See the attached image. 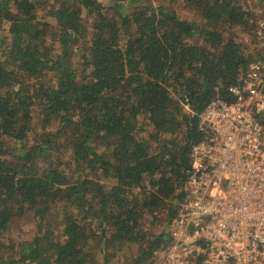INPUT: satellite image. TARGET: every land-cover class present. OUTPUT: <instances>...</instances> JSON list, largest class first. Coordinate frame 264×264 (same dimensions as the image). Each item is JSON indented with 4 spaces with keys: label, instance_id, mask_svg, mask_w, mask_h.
<instances>
[{
    "label": "trees",
    "instance_id": "1",
    "mask_svg": "<svg viewBox=\"0 0 264 264\" xmlns=\"http://www.w3.org/2000/svg\"><path fill=\"white\" fill-rule=\"evenodd\" d=\"M251 3L0 0V264H111L103 242L114 264L154 263L199 112L264 60V0ZM27 211L29 238H6Z\"/></svg>",
    "mask_w": 264,
    "mask_h": 264
},
{
    "label": "built area",
    "instance_id": "2",
    "mask_svg": "<svg viewBox=\"0 0 264 264\" xmlns=\"http://www.w3.org/2000/svg\"><path fill=\"white\" fill-rule=\"evenodd\" d=\"M199 112L186 197L156 264H264V60ZM184 106L188 108V103Z\"/></svg>",
    "mask_w": 264,
    "mask_h": 264
},
{
    "label": "rangeland",
    "instance_id": "3",
    "mask_svg": "<svg viewBox=\"0 0 264 264\" xmlns=\"http://www.w3.org/2000/svg\"><path fill=\"white\" fill-rule=\"evenodd\" d=\"M251 6L252 0H247ZM152 4L156 5L158 0H149ZM251 8L256 9V7L251 6ZM179 13L181 16L184 17H192L193 15L191 14V11L189 8L185 6H181L179 9ZM257 33L260 37L264 38V16H259L258 17V27H257ZM5 31V29H4ZM4 31H0L2 34ZM5 34V33H4ZM244 39H248L249 36L246 33H241ZM105 144L104 140H100V147L102 148L103 145ZM159 227H156L158 229ZM35 230V224H34V219L31 211L25 212L23 215L13 219L5 233L6 238H11L14 239L17 242L20 240H26L29 238L30 234ZM17 245V244H16ZM93 248L97 245L92 244ZM114 246V245H113ZM100 248L106 249V255L110 260L111 264H114V261L116 263H121L122 259L124 261V258L120 251L117 248H113L108 242H103L101 245H99ZM96 252V257L99 260H102L103 256L101 254L102 250H99V248L94 250ZM157 258L155 259L153 264H156ZM113 262V263H112ZM15 264H36L31 261H24V262H19Z\"/></svg>",
    "mask_w": 264,
    "mask_h": 264
}]
</instances>
